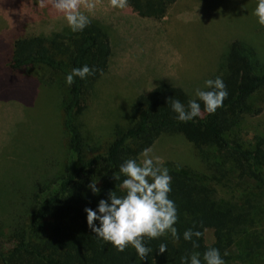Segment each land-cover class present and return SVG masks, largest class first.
Listing matches in <instances>:
<instances>
[{
	"label": "trees",
	"instance_id": "1",
	"mask_svg": "<svg viewBox=\"0 0 264 264\" xmlns=\"http://www.w3.org/2000/svg\"><path fill=\"white\" fill-rule=\"evenodd\" d=\"M176 1L127 0V5L139 17L162 19ZM112 53L108 32L90 19L82 31L56 36L28 33L15 40L8 58L12 71H24L36 64L65 75L85 64L93 71L85 79L76 77L67 85L68 96L63 104L68 151L65 170L41 183L29 208L15 219L10 235L0 232V264H180L182 256L194 252H199L202 259L209 247L219 249L226 260L252 219L254 203L245 199L248 189H255L264 197V143L247 144L240 133L247 115L263 112V108L252 105V97L264 87V64L255 58L251 47L240 40L231 44L226 73L221 77L228 95L215 113L205 112L201 103L199 117L180 122L171 110V100L187 105L189 99L196 97L175 85H157L138 94L130 106L129 122L115 124L110 140L91 150L78 118L85 112L87 91L108 70ZM164 135L184 137L201 168L184 169L172 160L173 151L165 152L164 166L171 177L168 196L176 206L174 227L180 238L173 240L170 234L145 237V246L151 251L141 261L131 245L117 251L92 233L84 208L95 209L100 199H107L109 191L123 195L120 183L125 177L119 173V165L126 159L138 162L145 148L165 142ZM113 175H119L120 180ZM93 181L100 189L98 194L87 187ZM231 185L242 202L220 194ZM208 228L214 231L212 244L205 240ZM186 229L202 235L185 241ZM161 243L167 249L158 254ZM254 244L245 258L264 248V240Z\"/></svg>",
	"mask_w": 264,
	"mask_h": 264
},
{
	"label": "rangeland",
	"instance_id": "2",
	"mask_svg": "<svg viewBox=\"0 0 264 264\" xmlns=\"http://www.w3.org/2000/svg\"><path fill=\"white\" fill-rule=\"evenodd\" d=\"M35 2L14 0L17 10L26 11L17 14L21 21L0 15V232L4 235H10L15 219L29 208L41 183L61 174L67 164L63 126L66 75L42 64L24 71H12L8 64L15 40L26 37L35 24L31 21L38 18L33 13ZM102 3L105 10L111 8L110 0ZM255 6L256 0H177L162 19L136 17L115 8L116 14L106 16L101 24L113 44L108 70L87 91L86 109L78 118L90 149L103 147L115 124L129 122L130 106L138 94L171 84L195 97V90L204 89L206 79L222 77L229 48L236 40L251 47L255 58L264 64V26L252 15ZM51 28L47 36L73 32ZM252 105L263 112L247 115L240 133L247 144L255 145L264 143V87L252 97ZM164 137L165 142L151 148L161 167L165 168V152L173 151L174 162L184 169L200 170V162L184 137ZM206 177L210 178L208 173ZM226 191L220 194L242 202L233 185ZM247 192L245 199L254 203L252 219L224 264H264V248L245 258L255 241L264 240V197L255 189ZM205 240L214 242L213 229H206Z\"/></svg>",
	"mask_w": 264,
	"mask_h": 264
},
{
	"label": "clouds",
	"instance_id": "3",
	"mask_svg": "<svg viewBox=\"0 0 264 264\" xmlns=\"http://www.w3.org/2000/svg\"><path fill=\"white\" fill-rule=\"evenodd\" d=\"M54 7L65 14V20L71 31H82L89 19L78 10L80 0H52ZM127 0H110V6L123 9ZM41 6L43 4L41 3ZM94 5L89 3L91 9ZM252 15L257 23L264 26V0H256V6ZM88 65L72 68L65 76V83L71 85L74 78L85 79L92 73ZM224 82L221 77L206 79L204 89L195 90L196 99H189L187 105L178 99L171 100V110L176 114L175 119L180 122H188L201 115V103L203 110L213 114L217 108L222 106L227 97ZM169 101V99H168ZM167 101V103H168ZM151 148H145L142 153V161L126 159L119 165V173L125 178L120 183L124 190L123 195H116L109 191L107 199H100L96 208L85 207L86 223L91 232L106 243H110L117 251H123L126 246L131 245L141 261L151 251L145 246L144 238L154 239L165 234H170L173 240L180 237L174 227L177 220L176 206L168 194L171 191V177L167 168L160 166L159 160L151 154ZM115 180H120L119 175H113ZM87 187L93 194H98L100 189L95 182ZM95 221V222H94ZM200 231L186 229L183 239L190 241L195 236L199 238ZM197 245L193 241V247ZM167 246L159 245L157 253H164ZM227 255V253H225ZM224 264L220 251L217 248H207L202 256L194 252L189 256H182L180 264Z\"/></svg>",
	"mask_w": 264,
	"mask_h": 264
},
{
	"label": "crops",
	"instance_id": "4",
	"mask_svg": "<svg viewBox=\"0 0 264 264\" xmlns=\"http://www.w3.org/2000/svg\"><path fill=\"white\" fill-rule=\"evenodd\" d=\"M35 1L36 11H34L33 13L38 18H34L33 21H31L35 22V24L31 25L32 28L28 31V33L47 35V33L50 31V26L54 27L51 28L52 30H54L55 28L69 29L68 24L65 20V14L61 11H58L54 7L52 0ZM102 1L103 0H80L78 10L86 15L88 19L94 20L101 25L103 24L102 22L105 21L106 16H114L116 14L114 10L115 8L111 7L110 4L109 7L111 8L109 10H105L106 6L104 3H102ZM41 3L43 4V6H41ZM89 3H92L94 5L91 9L87 7ZM123 9L124 11H127V13H133L134 15H136V17H139L137 14L132 12L127 4ZM22 13L26 14V11L23 9L17 10L14 6V0H0V15L8 17L10 21H21V19H17L16 17L17 14ZM111 45L113 44L111 43Z\"/></svg>",
	"mask_w": 264,
	"mask_h": 264
}]
</instances>
